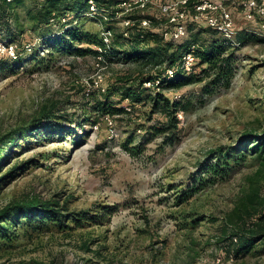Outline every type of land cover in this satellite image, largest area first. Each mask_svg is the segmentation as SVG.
<instances>
[{
  "label": "rangeland",
  "instance_id": "1",
  "mask_svg": "<svg viewBox=\"0 0 264 264\" xmlns=\"http://www.w3.org/2000/svg\"><path fill=\"white\" fill-rule=\"evenodd\" d=\"M104 1L113 13L120 0ZM15 2L0 13V47L16 45V57L0 51V137L32 126L1 151L0 211L54 200L90 220L14 214L0 264H264L261 20L235 7L236 42L207 71L198 58L194 82L176 88L161 85L165 66L189 46H220L216 32L190 25L180 41L134 50L119 24L84 13L86 0ZM47 8L56 21L40 25ZM73 27L96 42L113 28L120 58L70 43ZM52 103L51 118L32 122ZM212 166L221 172H202Z\"/></svg>",
  "mask_w": 264,
  "mask_h": 264
},
{
  "label": "built area",
  "instance_id": "2",
  "mask_svg": "<svg viewBox=\"0 0 264 264\" xmlns=\"http://www.w3.org/2000/svg\"><path fill=\"white\" fill-rule=\"evenodd\" d=\"M238 6L244 20L251 22L258 17L264 28V0H120L113 13L103 10L95 0H88L87 15L103 22H116L124 37L142 29L160 34L165 41L175 42L188 36L190 25H196L213 30L231 44L236 42L239 17L234 12ZM100 35L105 47L98 48L99 61L104 59L103 52L112 43L114 34L113 30L103 28ZM15 47H0V51L16 57ZM195 61L194 53L188 52L181 58L179 69L185 74L192 73ZM173 73L167 68L165 77L170 79Z\"/></svg>",
  "mask_w": 264,
  "mask_h": 264
},
{
  "label": "trees",
  "instance_id": "3",
  "mask_svg": "<svg viewBox=\"0 0 264 264\" xmlns=\"http://www.w3.org/2000/svg\"><path fill=\"white\" fill-rule=\"evenodd\" d=\"M17 5L21 4V0H15ZM87 1V9L84 13H86V15L89 12L88 9V0ZM98 5L101 7L102 5L99 2H106L104 0H95ZM1 5H0V13L2 11H4V9L7 6H10L7 3V0H0ZM43 11V12H41ZM41 12V18H39L38 23H40V25L43 24H50L51 22H55L56 20V16L52 15L53 12L50 9H44V10H40ZM51 16V17H50ZM88 16V15H87ZM1 19V16H0ZM97 19V18H96ZM53 20V21H51ZM1 21V20H0ZM105 29H113L110 27H106ZM211 30V29H209ZM213 31V30H212ZM114 34V32H113ZM66 35L68 36V38L70 39V43L72 42H81V43H86L87 44V49L86 52L89 51H93L95 53H98V49H94V45L96 44L97 47H105L103 38L101 37V35H98V41H94L91 39H87V35L86 34H82L80 32V30L76 27H73L71 29H67L66 31ZM122 38L124 37L123 35H121ZM123 39H125L126 41H128L129 45L133 46L132 48L134 50H136L135 48H138L139 50L142 49H146V48H152L151 46L159 43V42H168L169 41H165L162 36L158 33H153L150 31H145L142 29L139 30H134L130 33L129 37H124ZM222 40V45L220 44V46L215 47V48H211L208 49V51L205 50H201L199 48L196 47H190L187 48L188 50L182 54L177 60L175 61H171L170 63L167 64V66H165V70L167 68L173 70V76L170 79H167L165 77V71L162 74V76H164V79L162 80L161 85L164 86L166 84H170L173 87H181L183 85H187L190 84L192 82H194V79L192 76H190L191 73L189 74H185L181 69H179V62L181 61V58L188 52H192L194 53V55L196 56V61H195V65L197 64V60L199 58V64H206L207 67L203 69V71H207L208 68H210V66H214L217 64V60L220 58V55L224 53L225 51V47L230 48L231 46L227 45L230 44L228 43L225 39H223L221 37ZM240 41V37L238 39ZM115 41H116V36L113 35V41L110 44L109 47H106V51L103 52V58L105 59V61H109V62H114L117 61L121 54L119 53L120 51H118L119 49L116 48L115 45ZM12 41H8V43H11ZM93 46V47H92ZM215 46V45H214ZM72 45H69L66 49L67 50H72ZM75 50L77 53H79L80 49H73ZM72 52V51H71ZM75 52V53H76ZM229 69V75L228 77H232L233 72L231 68ZM225 73V72H224ZM221 74L218 73L217 77L215 78V81L217 83L220 82L221 80ZM129 94H131V92H129ZM166 102L167 101L166 99ZM173 106H176V103L173 104ZM56 109V104L52 103V104H46L43 105L37 112V115L35 117L33 121H39V120H45V119H49L51 118L52 114L54 113V110ZM104 110L105 109V105H104ZM176 110V109H174ZM108 111V110H106ZM32 126V123L29 125H25L24 127H20L18 130L14 131V133H8L6 135H2L0 137V157L2 156V149H8L10 146H12L20 137L23 136V134L27 133L30 128ZM258 146H255L253 148V150H256ZM203 173H214L215 175L218 174L219 172H221L220 169H215L212 167H206V169H204V171H202ZM218 176V175H217ZM59 206L58 201H54V200H50V201H40V200H32V201H28L26 203H13L10 205H7L5 208H3L0 211V235L3 236V238H7L8 237V226H5L4 224H2L3 221H7L11 218V216H13L14 214L20 215V216H32L33 214L38 215L40 217L43 218H47L50 221H52L53 223L56 222V224H62L63 221H65V218L67 219H71L74 222H77V224H81L82 222H87L88 220H90V217H88V215L85 212H77L74 214H65L62 215L63 213L61 212V210L56 209L55 207ZM63 219V220H62ZM261 232H263V229H261ZM260 236H264L263 234H260ZM255 239L251 238H246L244 241L241 242V245H239V248L237 249L236 255L238 257L242 256L243 254H245L246 252H248L250 250V248L252 247V245L254 244Z\"/></svg>",
  "mask_w": 264,
  "mask_h": 264
}]
</instances>
